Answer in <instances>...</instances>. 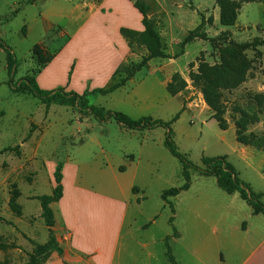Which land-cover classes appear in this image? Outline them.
<instances>
[{
    "label": "rangeland",
    "instance_id": "1",
    "mask_svg": "<svg viewBox=\"0 0 264 264\" xmlns=\"http://www.w3.org/2000/svg\"><path fill=\"white\" fill-rule=\"evenodd\" d=\"M142 1L150 5L166 53H183L151 60L125 86L92 95L90 103L134 118L172 121L180 113L171 124L180 152L200 166L204 156L226 155L241 179L264 192V45L237 46L264 40V0H229L222 6L218 0ZM142 19L134 0H0V38L18 64L10 75L7 52L0 48V264H25L33 242L47 241L36 195L53 193L51 163L68 157L97 168L98 180L109 179L102 177L110 175L103 174L110 172L108 165L126 167L134 158L140 191L128 213L117 264H170L165 239L174 235V226L180 236L169 244L178 264H264V214H253L239 193H226L214 176L192 169L189 190L162 198L164 190L184 183L183 163L164 145L166 128L127 129L11 89L10 82L37 77L67 45L74 66L89 63L100 50L81 40L79 29L88 24L117 44L122 59L115 72L121 64L132 68L147 50L133 52L120 30H140ZM200 24L198 33L205 37L182 48ZM36 44L48 59L45 65L33 53ZM176 72L187 87L173 96L167 84ZM39 127L38 143H28L23 153V142Z\"/></svg>",
    "mask_w": 264,
    "mask_h": 264
},
{
    "label": "crops",
    "instance_id": "2",
    "mask_svg": "<svg viewBox=\"0 0 264 264\" xmlns=\"http://www.w3.org/2000/svg\"><path fill=\"white\" fill-rule=\"evenodd\" d=\"M43 17L45 18V14ZM142 29L144 27L140 28ZM79 34L83 44L99 46L100 52L89 56V63L81 60L74 66V59H69L70 47L67 45L37 75V81L42 88L53 89L63 85L69 90L83 93L88 89L89 83L91 89L111 83L122 59L117 44L106 37L104 30L100 34L96 33L90 24L81 27ZM39 130L41 127L32 132L29 142H23V153L28 143H38L35 137ZM37 156L38 150L33 156L35 160L38 159ZM133 159L131 157V163L126 167L108 163L110 172L103 174L110 175L102 176L109 177L105 180H98L95 173L97 168H85V163L77 162L71 157L63 161V196L59 201L53 202L51 207L55 217L53 229L64 254L61 257L50 248L39 258L37 264H117L128 213L136 196L134 188L137 192L140 191L135 181L136 168L133 166ZM51 164L54 190V172L58 162ZM38 196L40 195H36V198ZM40 216L42 217V212Z\"/></svg>",
    "mask_w": 264,
    "mask_h": 264
},
{
    "label": "trees",
    "instance_id": "3",
    "mask_svg": "<svg viewBox=\"0 0 264 264\" xmlns=\"http://www.w3.org/2000/svg\"><path fill=\"white\" fill-rule=\"evenodd\" d=\"M37 0H27L28 4H34ZM224 1L218 0V3L222 6ZM134 6L142 14V23L144 25L143 30H135L130 28H121V35L128 42L129 47L133 52L138 48L145 47L147 54L143 56L142 60L134 65L132 68L120 65L117 71L114 73L111 83L106 87H97L93 89H87L83 93H79L74 90H69L65 86H58L53 89L42 88L38 81L36 74H28L20 79L18 83L10 82L11 89L16 93H29L38 97L47 106L51 104L70 105L81 113L82 116L90 117L94 116L100 121L115 120L120 126L131 130H151L156 127L166 128V136L164 140L165 147L171 152L172 155L177 157L183 163V177L184 183L179 187L169 188L163 191L162 198L167 200L170 196H177L182 191L189 190L192 183L191 170L195 169L199 173L205 176H214L217 181V185L228 194L239 193L241 199H243L252 209L253 214H264V202L262 197L264 192H256L251 186L245 182L239 176V172L236 167L231 163L226 155L220 156H204L202 158V165H196L191 162L182 152L178 150V147L173 140V130L171 124L173 121L179 118L178 113L172 121H164L162 119H156L151 116H142L140 118H134L129 114L118 111L105 109L104 107L94 106L90 103V96L92 95H108L115 92L132 79L137 72L147 67L149 62L155 58H173L178 57L183 53L175 54L171 56L166 53L165 45L162 37L156 28V22L149 16L150 5L142 0H134ZM202 27L200 24L197 28L190 31L186 38L182 41V48L187 43L192 42L197 37H205L204 34H199L198 31ZM22 33L26 35V26H23ZM264 45L263 39H256L253 43H247L243 45H237L238 47L245 49L250 46ZM0 48L5 49L7 52L8 70L9 74L13 75L17 71V59L16 55L4 40L0 38ZM33 53L36 55L41 64L45 65L48 59L43 54V49L39 44L34 45ZM125 74V75H124ZM116 76L119 78L116 79ZM71 77V72L69 78ZM187 87V81L182 77L179 72L173 74L171 81L167 84L168 92L175 96ZM63 167L64 162L58 161L56 170L54 172V178L56 182L55 189L50 195H40L37 198L41 201L42 217L45 220V224L48 228V240L44 243L33 242V251L29 254L28 260L25 264H37L39 258L46 253L50 248L54 249L61 257H63L64 250L59 240L57 239L54 226L55 217L51 207L53 202L59 201L63 196ZM135 191H137L134 188ZM174 212V209H172ZM172 225L174 222V216L169 221ZM174 226V225H173ZM174 235H169L165 239L167 246V257L170 264H178L173 255L169 239L172 237H179L180 234L174 226ZM66 264H69L66 262Z\"/></svg>",
    "mask_w": 264,
    "mask_h": 264
}]
</instances>
